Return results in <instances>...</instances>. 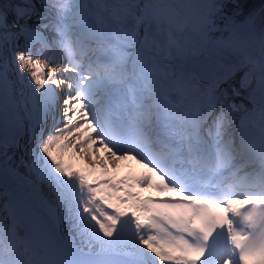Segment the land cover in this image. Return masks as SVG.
Here are the masks:
<instances>
[{
    "label": "snow or ice",
    "instance_id": "6c2138e0",
    "mask_svg": "<svg viewBox=\"0 0 264 264\" xmlns=\"http://www.w3.org/2000/svg\"><path fill=\"white\" fill-rule=\"evenodd\" d=\"M0 264H264V0H0Z\"/></svg>",
    "mask_w": 264,
    "mask_h": 264
},
{
    "label": "bare ground",
    "instance_id": "6f19581e",
    "mask_svg": "<svg viewBox=\"0 0 264 264\" xmlns=\"http://www.w3.org/2000/svg\"><path fill=\"white\" fill-rule=\"evenodd\" d=\"M100 154L103 155V152H101ZM136 167H139V165H137L135 161H133L132 163H130L129 161H123L121 162L120 169L117 171V175L126 176L134 174L136 172L134 168Z\"/></svg>",
    "mask_w": 264,
    "mask_h": 264
}]
</instances>
